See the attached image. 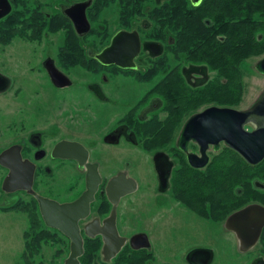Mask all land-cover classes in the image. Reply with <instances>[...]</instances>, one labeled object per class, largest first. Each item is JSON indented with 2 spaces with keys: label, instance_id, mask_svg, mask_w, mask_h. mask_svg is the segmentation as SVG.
I'll list each match as a JSON object with an SVG mask.
<instances>
[{
  "label": "flooded vegetation",
  "instance_id": "af4514ba",
  "mask_svg": "<svg viewBox=\"0 0 264 264\" xmlns=\"http://www.w3.org/2000/svg\"><path fill=\"white\" fill-rule=\"evenodd\" d=\"M7 1L0 176L30 185L1 189L42 226L33 236L67 243L60 264L70 238L36 195L76 204L80 264H264V156L183 135L196 114L258 98L236 107L209 90L224 78L193 57L204 0Z\"/></svg>",
  "mask_w": 264,
  "mask_h": 264
},
{
  "label": "trees",
  "instance_id": "16d2710c",
  "mask_svg": "<svg viewBox=\"0 0 264 264\" xmlns=\"http://www.w3.org/2000/svg\"><path fill=\"white\" fill-rule=\"evenodd\" d=\"M203 4L206 7L201 9L208 10L207 22H198V27L193 30V57L218 77L224 78L222 84L216 80L209 87V90L224 91L221 104L236 105L243 91L240 64L247 58L264 55V0H204ZM203 36L207 42L201 39ZM12 209L20 212L26 210L20 202L4 210ZM32 212L39 216L37 208ZM28 218V230L24 234L25 251L46 239L30 236L29 232L34 235L39 232L35 230L37 224L33 222L34 216L28 215Z\"/></svg>",
  "mask_w": 264,
  "mask_h": 264
},
{
  "label": "water",
  "instance_id": "95a60500",
  "mask_svg": "<svg viewBox=\"0 0 264 264\" xmlns=\"http://www.w3.org/2000/svg\"><path fill=\"white\" fill-rule=\"evenodd\" d=\"M193 2L197 3L198 0ZM9 10V2L0 0V17L7 14ZM255 68L259 74L264 76V56L257 61ZM250 121L257 125L254 131L244 129V125ZM206 131L213 138H205ZM183 135L187 138L197 139L204 146L207 142H217V139L224 140L228 146L239 152L246 162L252 164L258 162L264 156V89L245 110L210 108L194 115L184 127ZM6 154V152L3 153V155ZM188 160L193 166L200 167L199 164L194 163L190 156H188ZM0 161L4 165L7 164L4 156L0 157ZM15 179L6 176L2 181V189L11 192L16 189L29 188L30 178H27L23 183H16ZM91 191L88 192V197L91 195ZM36 198L46 225L62 230L70 238V253L63 264H80L78 257L82 253V241L76 222L78 217L76 204H59L38 195ZM60 219L63 221L59 222Z\"/></svg>",
  "mask_w": 264,
  "mask_h": 264
},
{
  "label": "rangeland",
  "instance_id": "374dc122",
  "mask_svg": "<svg viewBox=\"0 0 264 264\" xmlns=\"http://www.w3.org/2000/svg\"><path fill=\"white\" fill-rule=\"evenodd\" d=\"M203 19H206V17H203ZM261 57H250L240 64L243 91L239 102L236 105L233 104L234 106H248L264 89V76L259 74L255 68L257 61ZM10 90L8 88V90L0 93V120L4 118V122L0 124V131H4L7 123L11 104ZM236 97L233 98L236 99ZM6 144L7 141L0 139V148ZM1 182L2 177L0 176V264H60L67 254L68 245L57 241L56 238L46 237L45 241L39 243L38 246L30 247L27 251L24 250L26 248L24 234L28 230L26 205L24 201H19L21 196L16 197L11 195V193H5L1 189ZM14 202H20L25 206L26 210L23 212L14 209L4 210L8 206L14 205ZM41 227L37 225L35 230L39 231ZM29 234L31 237L34 235L33 232H29ZM49 234L51 235V232Z\"/></svg>",
  "mask_w": 264,
  "mask_h": 264
}]
</instances>
